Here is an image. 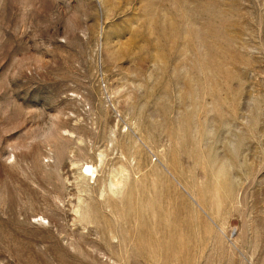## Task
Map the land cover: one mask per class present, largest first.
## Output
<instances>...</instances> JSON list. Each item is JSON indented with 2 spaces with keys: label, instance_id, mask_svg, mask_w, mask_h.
I'll return each instance as SVG.
<instances>
[{
  "label": "rangeland",
  "instance_id": "obj_1",
  "mask_svg": "<svg viewBox=\"0 0 264 264\" xmlns=\"http://www.w3.org/2000/svg\"><path fill=\"white\" fill-rule=\"evenodd\" d=\"M0 264H264V0H0Z\"/></svg>",
  "mask_w": 264,
  "mask_h": 264
}]
</instances>
